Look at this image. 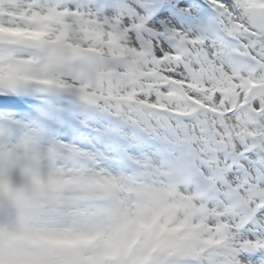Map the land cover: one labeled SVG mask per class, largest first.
<instances>
[{
  "label": "snow or ice",
  "instance_id": "6c2138e0",
  "mask_svg": "<svg viewBox=\"0 0 264 264\" xmlns=\"http://www.w3.org/2000/svg\"><path fill=\"white\" fill-rule=\"evenodd\" d=\"M0 264H264V0H0Z\"/></svg>",
  "mask_w": 264,
  "mask_h": 264
},
{
  "label": "bare ground",
  "instance_id": "6f19581e",
  "mask_svg": "<svg viewBox=\"0 0 264 264\" xmlns=\"http://www.w3.org/2000/svg\"><path fill=\"white\" fill-rule=\"evenodd\" d=\"M63 139L66 141L65 138H63ZM88 139H89V141H91L90 143L92 145L95 144L96 147H99V143H98V141L94 137H89ZM73 143H75L77 146H79L81 148H84L85 150H89L88 149V146L85 143H83V142H73Z\"/></svg>",
  "mask_w": 264,
  "mask_h": 264
},
{
  "label": "rangeland",
  "instance_id": "374dc122",
  "mask_svg": "<svg viewBox=\"0 0 264 264\" xmlns=\"http://www.w3.org/2000/svg\"><path fill=\"white\" fill-rule=\"evenodd\" d=\"M94 128H95V126H94Z\"/></svg>",
  "mask_w": 264,
  "mask_h": 264
}]
</instances>
